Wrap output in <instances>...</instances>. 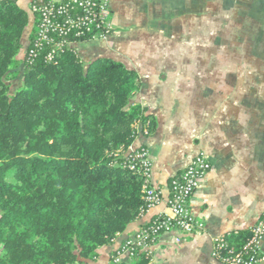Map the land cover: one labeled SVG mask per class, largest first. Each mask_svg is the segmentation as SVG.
<instances>
[{
    "label": "crops",
    "instance_id": "crops-1",
    "mask_svg": "<svg viewBox=\"0 0 264 264\" xmlns=\"http://www.w3.org/2000/svg\"><path fill=\"white\" fill-rule=\"evenodd\" d=\"M30 1L17 0L29 16ZM109 8V36L75 51L84 62L111 59L136 72L131 102L147 110L154 129L145 136L138 125L132 148L147 150L151 186L166 198L168 181L196 155L210 164L188 201L202 229L160 233L150 264H225L211 255L213 240L251 230L264 215V0H109ZM161 213L163 202L86 264H109ZM258 248L264 264V234Z\"/></svg>",
    "mask_w": 264,
    "mask_h": 264
},
{
    "label": "trees",
    "instance_id": "trees-1",
    "mask_svg": "<svg viewBox=\"0 0 264 264\" xmlns=\"http://www.w3.org/2000/svg\"><path fill=\"white\" fill-rule=\"evenodd\" d=\"M32 21L0 0V264H86L146 211L129 157L137 126L148 136L154 122L131 102L138 76L120 62H84L74 49L28 59ZM251 236L220 237L216 259H246ZM119 250L109 264H150L136 246L115 262Z\"/></svg>",
    "mask_w": 264,
    "mask_h": 264
},
{
    "label": "built area",
    "instance_id": "built-area-1",
    "mask_svg": "<svg viewBox=\"0 0 264 264\" xmlns=\"http://www.w3.org/2000/svg\"><path fill=\"white\" fill-rule=\"evenodd\" d=\"M29 13L34 25L27 51L30 60L40 55L45 62H52L61 51L75 50V46L80 42L106 39L112 29L109 0H31ZM129 162L130 169L137 165L141 174L146 211L163 202L166 213L154 216L146 225L129 236L117 252L115 262L120 261L121 253L131 257L134 246L138 250L151 253L162 232L176 228L184 234H193L202 229V224L190 216L188 201L210 168L204 156L196 155L171 180L166 198H163L159 189L150 184L151 168L145 148H135ZM263 234L264 215L252 228V236L244 246L251 254L246 259L240 254H234L224 257L222 261L225 264H263L258 248L259 239ZM222 245L220 237L213 240L211 255L214 258L218 256L216 249Z\"/></svg>",
    "mask_w": 264,
    "mask_h": 264
},
{
    "label": "rangeland",
    "instance_id": "rangeland-1",
    "mask_svg": "<svg viewBox=\"0 0 264 264\" xmlns=\"http://www.w3.org/2000/svg\"><path fill=\"white\" fill-rule=\"evenodd\" d=\"M27 30H29V26H28V28L26 29V32H27ZM19 70L21 71V66H19ZM19 84H20V78H17V79L14 81V83H13V87L18 86Z\"/></svg>",
    "mask_w": 264,
    "mask_h": 264
}]
</instances>
